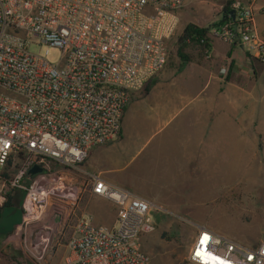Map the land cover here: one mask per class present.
I'll use <instances>...</instances> for the list:
<instances>
[{"label": "built area", "instance_id": "built-area-1", "mask_svg": "<svg viewBox=\"0 0 264 264\" xmlns=\"http://www.w3.org/2000/svg\"><path fill=\"white\" fill-rule=\"evenodd\" d=\"M186 1L0 0V192L5 185L25 192L21 229L34 244L75 208L81 189L67 172L80 171L91 149L120 135L133 94L167 66ZM258 1H231L229 20L210 34L231 45L238 38L249 59L264 66ZM42 44L61 51L58 65L29 51ZM36 166L42 173L29 176ZM26 178L31 183L24 185ZM92 180L93 193L120 210L117 226L78 218L61 264H150L143 238L156 231L155 207L97 176ZM51 205L56 212L44 219ZM187 261L264 264V240L247 247L201 227Z\"/></svg>", "mask_w": 264, "mask_h": 264}, {"label": "crops", "instance_id": "crops-1", "mask_svg": "<svg viewBox=\"0 0 264 264\" xmlns=\"http://www.w3.org/2000/svg\"><path fill=\"white\" fill-rule=\"evenodd\" d=\"M231 1L215 3L212 0L202 7L211 16L207 13L199 16L200 2L187 0L178 14L179 20L206 28L222 20L223 9ZM254 10L256 27L262 33L264 0H259ZM209 38L211 52L208 57L199 58L195 54L192 62L181 64L178 69L165 67L153 78L148 92L133 94L123 116L120 135L90 150L82 170L86 178L79 184L75 181L81 188V195L74 211L79 210L80 217L92 216L96 226H117L120 210L93 193V176L115 189L130 192L155 208L171 207L176 204L168 192L185 184L188 173L212 176L230 167L233 173L242 169L245 174L252 160L264 159V119H252L248 112V118L236 120L234 99L230 97L240 95V91L248 96L255 92L226 87L224 93L217 91L214 97V82L224 77L228 81L235 74L257 79L264 66L251 61L241 44L231 45L211 34ZM239 50L244 56L238 64ZM244 100L247 101L244 96L239 97L244 104L251 101ZM187 123L191 124L192 133H181V126L186 127ZM145 164L147 169L152 168L155 177L139 173V168ZM148 185L151 192L144 191Z\"/></svg>", "mask_w": 264, "mask_h": 264}, {"label": "rangeland", "instance_id": "rangeland-1", "mask_svg": "<svg viewBox=\"0 0 264 264\" xmlns=\"http://www.w3.org/2000/svg\"><path fill=\"white\" fill-rule=\"evenodd\" d=\"M198 1L201 5L198 7L201 8L199 16L206 15L207 11L202 7L212 0ZM214 2L217 3L219 0ZM207 14L211 16V13ZM186 25L187 23L180 19L176 33L169 41V58L166 68L178 69L181 66L177 57L178 39ZM29 51L52 65H58L62 60L61 51L49 45H31ZM187 53H192L194 57L197 54L192 49H189ZM237 55L236 62L242 63L244 52L239 50ZM226 78L214 82V89H216L214 97L217 91L224 93L226 87L253 91L255 95L251 96L244 94L243 91H240V95H230L234 99V117L236 120L248 118L249 112L252 119H264V69L257 79H245L238 74L228 81ZM151 84L152 81L149 87ZM143 92H146V89ZM243 96L247 100H244L245 102L251 101L242 103L239 97ZM180 129L181 133L184 131L192 133L191 124L187 123L186 127L181 126ZM83 165L80 171L67 172L69 174L67 179L73 183L77 181L79 184L86 178L82 171ZM146 166L147 164L141 165L139 173L143 172L147 177H155V174H152V168L147 169ZM226 169L212 176L188 173L185 184L181 183L177 189L168 192L171 193L170 199L175 200L176 206L155 208L153 218L157 225L156 231L143 238V249L150 256L151 262L187 264L189 249L198 228L201 227L247 247L258 246L264 240V159L252 160L251 168L246 169L245 174L242 173V169H239L237 173L231 172L230 167ZM30 183L31 180L27 178L24 180V185ZM144 191L151 192V186L145 187ZM8 193L12 194L15 207L5 210L0 219V264H61L68 255V242L76 220L80 217L79 210L75 212L72 207L69 208L63 223L58 226L46 250L43 251L36 242L35 244L32 242L29 234L21 229L20 207L25 198L24 191L11 190L8 186H3L0 196ZM19 231L20 238L15 241L14 238ZM165 234L166 238L163 237Z\"/></svg>", "mask_w": 264, "mask_h": 264}, {"label": "trees", "instance_id": "trees-1", "mask_svg": "<svg viewBox=\"0 0 264 264\" xmlns=\"http://www.w3.org/2000/svg\"><path fill=\"white\" fill-rule=\"evenodd\" d=\"M230 4L231 2H229L227 6H225V8L223 9V18L220 22L211 24L206 28H201L194 24H189L185 27L182 35L178 39L177 57L181 62V64L190 63L195 59L192 53L191 54L187 53L189 49L194 50L199 58H203L207 56L208 52H211V40L209 38L210 31L212 28L219 27L220 25L226 23L229 20ZM149 88L150 87L148 84L147 87L145 88L146 92L149 91ZM10 167L11 165L9 166V168ZM3 177L9 179V173H5ZM5 197H6L5 203L2 206H0V219L3 217L5 210H9L15 207L13 203L14 198L12 194L8 193L6 194ZM20 212L22 214L21 207H20ZM163 237L166 238V234L163 235Z\"/></svg>", "mask_w": 264, "mask_h": 264}, {"label": "bare ground", "instance_id": "bare-ground-1", "mask_svg": "<svg viewBox=\"0 0 264 264\" xmlns=\"http://www.w3.org/2000/svg\"><path fill=\"white\" fill-rule=\"evenodd\" d=\"M56 209H57L56 206L51 205L50 207H48L45 210V212L41 215V217H43L44 219L51 217L56 212ZM67 214H68V212H67ZM55 232H56V228L53 227L52 229H49V232L43 237L42 241L38 240V242H37V240H35L34 242H36L37 246H39V247L42 246L45 248L48 244L49 239L51 238V235ZM19 238H20V231H19L17 237L14 238V240L15 241L19 240Z\"/></svg>", "mask_w": 264, "mask_h": 264}, {"label": "water", "instance_id": "water-1", "mask_svg": "<svg viewBox=\"0 0 264 264\" xmlns=\"http://www.w3.org/2000/svg\"><path fill=\"white\" fill-rule=\"evenodd\" d=\"M232 19H235V13H232ZM239 42V39H236V44ZM42 173V169L40 167H34L30 172H29V176H34L36 174Z\"/></svg>", "mask_w": 264, "mask_h": 264}, {"label": "snow or ice", "instance_id": "snow-or-ice-1", "mask_svg": "<svg viewBox=\"0 0 264 264\" xmlns=\"http://www.w3.org/2000/svg\"><path fill=\"white\" fill-rule=\"evenodd\" d=\"M202 243H203V241H202Z\"/></svg>", "mask_w": 264, "mask_h": 264}]
</instances>
